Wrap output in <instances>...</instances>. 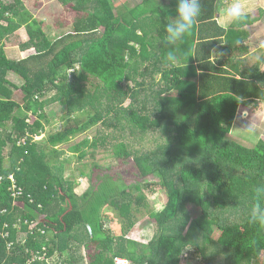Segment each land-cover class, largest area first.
I'll return each mask as SVG.
<instances>
[{
  "label": "trees",
  "instance_id": "1",
  "mask_svg": "<svg viewBox=\"0 0 264 264\" xmlns=\"http://www.w3.org/2000/svg\"><path fill=\"white\" fill-rule=\"evenodd\" d=\"M63 2L84 14L74 21L75 32L51 40L43 22L20 9V0L0 1V22H9L0 23V264H46L34 259L44 247L48 255L44 261L55 255L61 259L56 264H117V258L131 264H181L187 246L206 264L220 258L224 264H264V225L250 223L247 213L254 189L264 186V140L248 147L229 137L239 107L264 102V51L257 62L247 61L243 46L237 45L244 31L218 23L215 0H204L196 27L180 45L168 48L161 44L162 25L166 17L175 16L176 0H143L133 9L117 8L112 0ZM148 21L158 31L151 52L139 32ZM56 25L59 29L64 23ZM22 26L29 41L21 48H35L36 53L12 59L4 43ZM215 48L221 52L212 59ZM157 51L162 55L160 63L170 68L157 65L153 70L162 72L167 84L149 96V108L142 107L140 113L134 107L131 121L144 131L159 129L166 136L160 150L138 157L137 164L144 174L152 173L159 180L169 201L160 211L150 210L157 233L148 244H139L106 227L107 206L122 210L127 188L122 178L104 174L97 186L77 195L52 169L61 168L59 155L65 152L58 144L102 117L97 110L82 124L72 121L81 103L78 97L85 95L82 81L89 75L102 79L103 91L112 102L108 110L115 109L116 100L123 102L129 94L124 88L139 68L137 59L155 56ZM169 52L177 64L166 62ZM10 71L24 82L17 85L9 80ZM19 89L22 93L13 97ZM53 90L57 93L44 99ZM173 90L177 93L169 94ZM56 100L68 106L66 127L48 135L38 152L34 136L44 133L46 107ZM91 102L81 108L92 107ZM144 110L147 113L142 114ZM8 146L11 165L6 167ZM87 147L96 148L97 139L85 138L70 149L83 158ZM115 153L117 160L130 157L122 143ZM14 185L21 194L14 195ZM190 203L200 207L202 214L193 218L186 209ZM240 203L249 208L243 215L230 223L221 219L231 205ZM26 230V241L18 242L17 233Z\"/></svg>",
  "mask_w": 264,
  "mask_h": 264
},
{
  "label": "rangeland",
  "instance_id": "2",
  "mask_svg": "<svg viewBox=\"0 0 264 264\" xmlns=\"http://www.w3.org/2000/svg\"><path fill=\"white\" fill-rule=\"evenodd\" d=\"M0 1L3 3L13 2V0ZM20 1V9L29 11L33 14L34 18L43 22L42 27L51 40H56L58 37H61L63 34L60 33L75 32L72 25L76 18L84 14L72 11L69 5L65 4L63 0ZM142 1L143 0H113L117 8L128 7L130 9L135 8L141 4ZM162 1L169 3L171 0ZM72 3L76 4L74 1H72ZM92 8L93 7H86V11H93ZM260 13L257 11V14L253 15H257V28L259 27L260 33H264V23L258 17ZM58 22L64 23L63 27L58 29V25H56ZM0 23L4 26L9 25V22L5 21ZM149 23L148 21L147 24H144V29L139 28V32L146 38L149 51L151 52L155 51L154 46L157 44V40L156 38L154 39L153 36H155L158 31L151 23V25H149ZM230 25L231 24H229V26ZM257 36L260 35L257 34ZM7 37L8 41H5L4 45L8 57L12 59H22L36 53L35 48L23 53L20 52V49L24 50L21 48V45L29 41V37L24 28L7 35ZM135 45L138 46L137 43H135ZM256 57L257 55L253 54L250 60L254 62L257 59ZM175 64H177V61ZM138 65L139 68L135 74L130 79H127L125 84L124 89L128 90L129 94H127L123 102L116 100L115 109L108 110V105H112V102L109 100V96L103 91L104 89L106 90V87L102 79L94 75H89L88 80L82 81L85 95L78 97L81 103L78 104L77 111L72 114L74 116L72 121L76 120L78 123L82 124L88 120L90 113L94 114L97 110L103 114L99 121L86 131L79 132L64 143L58 144L57 147L65 152H63L61 156L59 155L61 168L58 169L54 167L52 171L69 183L73 188V192L77 195H82L91 186H97L100 177L104 174L110 175L113 178H122L127 185L122 195L123 198L121 199L122 210L110 205L107 206L105 211L109 214V217L106 218V227L113 229L118 235L124 234L123 237L125 239L136 241L139 244H148L155 237L158 228L155 221L149 216L150 210H162L165 208L169 199L168 192L158 182L159 180L152 173L144 174L139 169L137 161L138 157L142 155L146 154L150 156L154 151L160 150L166 142V136L159 129H148L145 131L140 129L131 121V113L134 107L138 108L141 113L140 109L149 104V96L152 95L156 89L166 86L167 82L162 79V72H157L153 69L156 68L157 65L161 66V68L170 67L160 63L158 53L155 56L152 54L143 55L142 58L140 57L138 59ZM78 69H81V67L79 66ZM8 79L17 85H21L24 82V79L13 71L8 73ZM196 79L197 78H194L193 80ZM21 93L22 91L20 89L15 90L13 97L16 98ZM56 93L57 92L53 90V92L48 93L44 99L49 100ZM87 93H89L90 96L86 99ZM176 93L177 91L173 90L169 94L175 95ZM90 101H92V107L85 106V109L81 108V104L83 105L85 104L84 102L88 103ZM67 110L68 106H63L59 100L51 101L47 105L46 113L48 122L46 123L43 121L45 122V131L39 136H34L33 140L39 143V145L36 146L38 152L41 146H43L41 142H43L48 135H53L64 130L67 122L66 119L69 117ZM145 113H147L146 110L142 111V114ZM229 137L248 147H253L259 140H264V102L259 101L258 104L250 107L239 108ZM85 138H89L92 141L97 139V147L85 148L86 156L81 158L79 154L73 152L70 147L76 145ZM121 143L125 145L130 153V157L124 161L117 160L115 153L116 147L121 145ZM10 150L11 147L8 146L4 154L7 155ZM8 158L7 155V159L3 162V165L6 167L11 165V161ZM156 180L157 183L154 184L153 182ZM149 183H153L152 186L148 185ZM247 206V203H240L235 207L231 205L226 213L221 216V219L223 218L227 223L233 222L243 215L245 209H249ZM186 209L193 218L202 214L201 208L191 203L187 205ZM248 211L247 213H250L251 209ZM32 227H34V225H32ZM28 230H30V228H28ZM28 230L17 233L16 238L18 242L24 243L26 241ZM60 260L54 255L53 259H49L48 261L41 260V262L56 264V262L59 263ZM128 262L131 264L130 261ZM259 263L258 261L257 264ZM181 264L206 263H204L201 258H198L192 246H187L184 249ZM212 264H224V259H216Z\"/></svg>",
  "mask_w": 264,
  "mask_h": 264
},
{
  "label": "clouds",
  "instance_id": "3",
  "mask_svg": "<svg viewBox=\"0 0 264 264\" xmlns=\"http://www.w3.org/2000/svg\"><path fill=\"white\" fill-rule=\"evenodd\" d=\"M215 4L218 13L231 25L239 27L248 17V10L242 0H215ZM203 8L204 0H176L175 16L166 17L167 22L162 25L165 34L161 44L166 48L175 46L177 41L182 40L196 27L203 14ZM260 46L264 47V42H261ZM165 60L175 63L176 58L169 52ZM249 222L264 225V186L254 189Z\"/></svg>",
  "mask_w": 264,
  "mask_h": 264
},
{
  "label": "crops",
  "instance_id": "4",
  "mask_svg": "<svg viewBox=\"0 0 264 264\" xmlns=\"http://www.w3.org/2000/svg\"><path fill=\"white\" fill-rule=\"evenodd\" d=\"M112 2H113V0H112ZM242 3L245 5L246 9L248 10V17H247V19H246V21L244 22L243 25H241L239 27H237L235 25H230L229 26V23L226 22V20L218 13L217 8H216V4H215V9H214L215 18L217 19L218 23L222 27H224V28H226L228 30L230 28H233V29H235V30H237L239 32L244 31L241 34L242 35L241 36V41L238 42L237 45L238 46H243L244 52H242V55L247 58V61L253 62L252 60H250V58H251V55L254 54V55H257V57H256L257 59L254 62H257L258 58L260 57V55L264 51V47L260 46L261 42H264V33H260L259 27L257 28V22H258L257 15H253V14H257V11H259V13H260V11H261L260 16H258V17L264 23V0H242ZM113 4H114V2H113ZM22 27L27 32L25 26H22ZM23 28H21V29L19 28L17 31H20ZM262 32H263V30H262ZM257 34L260 35V36H257ZM27 36H28V33H27ZM226 43H228V42H226ZM158 44H160V43H158ZM176 44L180 45L181 43H180V41H177ZM223 44H224V42L222 43V45ZM31 49L32 48L27 49V50H31ZM27 50H21L20 49V52L23 53V52H26ZM220 50H221L220 48L219 49L215 48L213 50L212 59L217 58V56L219 55L218 53H219ZM156 53H158L159 60H160L161 57H162L161 53L159 51L156 52ZM134 59L136 60V58H134ZM138 59H137V63H138ZM135 60L132 61V64L135 63ZM175 62H176V60H175ZM251 65H249V66H251ZM79 66L80 65H77V68H79ZM262 68L264 69V67H262ZM258 103H259V101L256 104H258ZM241 107H245V106H240L239 108L241 109ZM245 108H247V107H245Z\"/></svg>",
  "mask_w": 264,
  "mask_h": 264
},
{
  "label": "built area",
  "instance_id": "5",
  "mask_svg": "<svg viewBox=\"0 0 264 264\" xmlns=\"http://www.w3.org/2000/svg\"><path fill=\"white\" fill-rule=\"evenodd\" d=\"M10 179L14 182L15 181V178H14V176H12V175H10ZM14 188H15V190H14V195L16 196L17 194H21V190L20 189H18V190H16V185H14ZM36 223H38V222H36ZM32 225H36V224H32ZM2 235H4V236H7L8 235V232H6L5 234H2ZM14 245V243H9L8 244V246L9 247H12ZM47 258H48V255H47V251H46V248L44 247L43 248V253L42 254H35L34 255V259H38V260H47ZM30 262V261H29ZM116 263L117 264H129V262L127 261V260H124V259H120V258H117L116 259ZM30 264V263H29Z\"/></svg>",
  "mask_w": 264,
  "mask_h": 264
}]
</instances>
